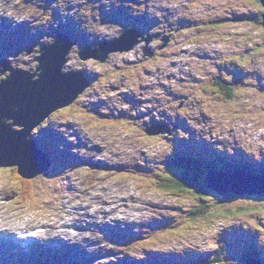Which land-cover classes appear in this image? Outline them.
<instances>
[{"label":"rangeland","instance_id":"obj_1","mask_svg":"<svg viewBox=\"0 0 264 264\" xmlns=\"http://www.w3.org/2000/svg\"><path fill=\"white\" fill-rule=\"evenodd\" d=\"M165 4H160L161 11L163 13L162 15V23L164 20L165 24V17L168 19L167 22H170L171 19H177L179 16L183 14H188L187 12H183V5L187 3V1H192L191 4H188V10L190 11L189 16H186L188 22L191 25H195L202 21L204 15L212 14L214 11H218L220 7H222V12H226L228 10L230 13H234L236 11L239 12V14L243 12H248V15L250 16V19L244 20V24H240L238 22H231V23H223L219 24L218 30H219V40H216L215 43L219 44V41H227V39H230L229 37L233 36L231 39H234L236 41V37L238 38V41L235 43V47L233 51L236 53V56H242V51H245L247 49L253 48L256 52L253 54L251 59L245 64L249 70H252L255 72L254 79L260 78L259 80H255V85H250L251 88H255L258 90L257 93H254L252 97L254 98L253 103H250V100H244L243 105L239 106L237 103V98L240 95H243L245 93V90H237V93H230L233 95L232 99L230 101H224L225 104L228 105L230 110H234V113L239 114V109L242 113L246 116L244 120L238 121L236 125H239L235 129V134L238 137H241L243 134V129H246V126L249 122H252L253 125L250 128V135H246V145L254 147L252 150H254V154H258L259 151L264 148V94L260 93L261 91L264 92V28L260 25L261 22V16L257 22H254V17L251 15H256L259 13V15L264 11L263 6H259L255 0H245L247 1L250 6L247 7L245 5H241L242 0H161ZM194 4L195 7H192ZM247 8L243 9L241 8ZM166 11H164V9ZM192 7V8H191ZM236 7H239L238 9ZM133 13H136V6L131 7ZM90 9L88 7L85 11V14H88L87 11ZM92 9H94L92 7ZM250 10V12H249ZM113 15L112 13H110ZM238 15V13H235ZM89 15V14H88ZM228 15V14H223ZM115 16H119L124 18V15L116 13ZM241 16V15H239ZM240 20V19H239ZM237 20V21H239ZM117 22V23H116ZM117 25L109 26L108 24L104 22H100V26L97 28L98 22H94L92 26H84V28L90 33L93 37L98 38H106L110 37V39L113 38V34L118 30L121 29L123 26L119 25V21H116ZM146 23V22H145ZM142 23V26L144 29L147 28L148 23ZM58 24V23H57ZM129 30H131L133 33H137L135 30L142 31L143 29H137L134 27V25H127L125 24ZM216 25V24H215ZM79 26L82 28L79 24ZM212 25H209L208 27H211ZM201 29V27H199ZM196 27L197 30H200ZM209 29V30H208ZM208 29H202L201 33H196L195 37L193 38V41H199L197 38H202L204 35L205 37L208 36L207 33H214L213 28ZM108 31V32H107ZM103 32V33H102ZM107 32V34H106ZM254 36V41L250 42V36ZM181 36V32L178 34ZM183 35L188 36L189 32L185 30L183 32ZM168 37L166 41L163 39L165 37ZM169 35L163 34L160 41H154V43H151V46H155L154 52L149 56L153 57L154 55L157 58V61L155 65L152 67L155 69V74L152 72H147L148 69H152L151 65L148 64L147 67H140L137 69V73L133 72L128 76L126 81L128 84H130V88H123L121 92H127L132 89V93L134 94V97H137L139 93L140 98L144 99V104L141 106H137V109H140L141 111L147 110V108L154 106L156 110L153 112L152 109H148L147 112L144 114L142 119L139 121L138 128H135L128 131V128L126 126L128 125L127 121L120 120L117 122H111L109 123V126L105 128V132L103 137L108 136L110 134H116V139H113L112 145L113 146H119L118 144H121L122 140L128 144L132 138H138L141 136V131L139 129L143 128V124L146 125L150 124L149 119H152V115L154 114V119L156 121H161V118L169 119V120H175L178 118L176 115V110L178 109L179 113L182 112L183 117L188 119L189 121L192 120V117L196 116L202 119V116H209L207 114V111L214 110L213 113L216 112L217 116H223V114L217 113L224 112V109L219 110L220 106H205L203 103H200L199 99H208L210 104L214 103L213 99H217L219 101H222L220 99L221 97L217 95L216 93H210L208 90H206L205 95L202 93L200 89H192L193 82L192 78L193 76L191 74H187L184 69H182L181 60L177 59L174 55L175 46L171 44V38L169 39ZM201 43V45H200ZM200 43L196 44L199 46L198 49H201L202 54L195 52L199 57L198 60H202L205 50L204 47H207V42L203 39L200 40ZM227 43V42H226ZM225 43V44H226ZM72 45H75L72 44ZM143 45V44H142ZM189 46V44L187 45ZM220 49V55H222L221 59L224 56H227V52L229 49L222 46L220 43L219 46H217ZM186 50L187 47H184ZM192 49V48H191ZM183 50V49H181ZM180 50V51H181ZM197 50V49H195ZM148 55L144 51V48H142L140 45H138L136 52L133 53V51L129 54L130 58L129 60H134L139 55ZM192 54L191 52L188 54ZM36 53H32L28 56H26V60L29 62V64H18L19 66H28L35 68L36 61L34 60ZM180 55L183 56V54L180 52ZM74 61H71V67L75 68H83L84 67V61H80L77 56V46L73 49V55L72 58ZM122 56L119 54H116L112 56L110 59L109 64H107V68L100 71V77L106 76L108 82L111 83H117L116 80H112L109 75L113 70L114 67H121L116 64L117 61L121 60ZM137 60V66H141V64L138 63ZM122 61V60H121ZM195 62L197 64H195ZM241 63V64H240ZM240 63L238 64L240 68L243 67L244 61L241 59ZM184 65V64H183ZM203 65L202 61H192V66L195 67L196 74L199 68ZM225 71H232V67H223ZM16 70V69H14ZM66 69H63L65 71ZM222 69L219 68V73L222 75ZM184 71V72H183ZM110 72V73H109ZM205 69H203L202 75L206 76ZM146 73V74H144ZM153 73V75H151ZM243 75L247 76L248 72L246 70L243 71ZM227 77H232L229 73L226 74ZM16 78H21L20 76L16 75ZM206 81L203 80L201 83L197 84V81H195L194 86L199 85H205ZM247 83V81L242 80V85ZM222 84V82L220 83ZM158 85H162L164 87L163 89L160 88H154ZM238 85L234 88L237 89L238 87L242 86ZM99 86H95V89H98ZM184 89V90H183ZM195 90V95L198 97L195 100L196 108L192 109V105L185 106L182 104L183 102H180V95L181 91H184L183 93L189 94ZM225 91V89L223 88ZM260 90V92H259ZM230 92V91H228ZM232 92V91H231ZM260 93V95L258 94ZM96 96L105 95L104 88L102 87L100 91H95L94 93ZM213 94L210 98L209 96ZM262 94V95H261ZM109 96H104L105 102L102 107L100 108V111L102 113L109 110L108 106L111 104L110 101H115V94L111 93ZM259 95V96H258ZM94 97V96H93ZM128 100H133L130 97H127ZM163 99L166 103H168V108L171 110L170 113H162L159 114L160 109H163L162 103ZM77 99L75 100V102ZM137 100L134 99L133 102H136ZM169 101V102H168ZM173 103L172 105L170 103ZM75 103H72L70 106L66 108L59 109L58 111L61 112H68L72 106ZM101 102L98 101L97 98H86V95L79 100L76 103V107L69 113L71 116L69 117H62V120L65 123H68L71 121L73 125H81L80 119H85V122L83 123V126L87 129H90L91 133H93L95 136L98 134V130L91 128L92 123L89 121L92 117H86L84 118L82 115V112L89 111L91 113L96 112V108H93L94 106L100 107ZM221 103L217 102V105ZM239 106V107H238ZM239 108V109H238ZM119 110H128V105H121L119 106ZM60 114V113H57ZM86 116H92L90 113H86ZM132 116L136 115V111L131 112ZM148 116V117H147ZM49 122L52 126L53 120L55 117L53 115L49 116ZM147 117V118H146ZM213 116L208 117L205 120H196L192 121V126L194 125V130H204V133L206 134L208 131L212 136H215V132H220L218 128H220V125L217 124L216 127H214L213 123H209V121L212 120ZM146 119V121H144ZM222 118H220L221 120ZM219 121V120H218ZM216 120V123L218 122ZM154 122V121H152ZM151 122V123H152ZM59 124V122H57ZM177 123V129L180 131V127L183 126L181 122ZM208 123V125H206ZM62 126L63 124H59ZM56 129L57 127L54 126ZM255 127L257 130H255ZM83 127L80 126V130L82 131ZM146 129V127L144 128ZM186 132H182L181 134L183 136L189 137L191 134L187 133L189 132V128L185 129ZM254 131H258L257 133ZM144 135L146 136L145 131H143ZM256 133V134H255ZM262 135V136H261ZM68 135L67 133L62 137L63 143H59V146L54 149V152H62L64 146L70 145L68 142ZM83 137V136H82ZM131 137V139H129ZM150 141H143L142 144H144L145 147H140L131 145L128 147V145H124L123 147H126V151L119 152L116 151V153H112L111 156H108L110 160H104L105 155L107 153V149H105L103 152L99 153L97 156H95V159L99 161L105 162V164L110 163L112 160H119L121 155L125 153V155H128L130 158H134V162L131 158V161L133 162L131 164L130 161V169L134 168H140L142 166H155L153 169L154 173H160L163 172L162 165L160 164L161 157H165V155L162 154H156L152 151H155L156 153L163 151L170 155L172 151V147L174 145L173 138H161L157 141L156 138L153 137H147ZM178 138H182L178 135ZM216 140L220 141L216 138ZM55 147V146H54ZM77 147V146H76ZM51 151L52 148H50ZM152 150V151H151ZM72 151V150H71ZM74 153H78L82 156L84 153L83 149L80 148L78 150L73 151ZM69 155H72V153L68 152ZM234 156L236 155L235 152L232 153ZM173 155V154H172ZM171 155V157H172ZM140 158V159H139ZM82 160L85 159L84 156L81 157ZM139 159V160H138ZM138 160V162H136ZM34 161L36 164L39 160H36L34 158ZM70 160H66L65 162H69ZM64 162V163H65ZM136 162V164H134ZM63 164V163H62ZM61 164V165H62ZM83 164V163H81ZM84 165V164H83ZM77 168H80V165H76ZM58 169L62 181H58L55 170ZM167 170V169H166ZM50 171H52L50 169ZM168 171V170H167ZM49 178H42L41 176L34 179V191L33 195L34 199L30 198L29 202L31 204H24V203H18V208L16 212L18 213L20 211V206L24 209H22V213L16 214L12 213L14 208L17 207L15 204V201H2L1 212L0 214L3 215L2 217H7L5 221L9 223L10 225H22L24 222H28V225L31 226H38V225H44L43 223L49 221L48 213H53L54 211L58 210L59 208L67 210V214L69 215V212L72 213L75 221L80 222L83 220L84 223L90 222V229H80L81 234L76 237L74 241L77 245L70 244L69 247H72L73 249L69 250L71 251V260L69 264H99L104 263L108 257L112 255H106L101 256L98 258H94L93 261H91V258L89 256L85 258L75 259L73 257L74 250L76 252H79L83 247L87 248L90 253H101L108 250L107 245H90L91 242L97 241V233L101 234L100 231H92L94 228H98L96 225L97 223H107L109 219L106 221H102L100 218H92L88 220L87 218L83 219V216L86 212V209H89L92 213H95L94 205L92 204L91 198H95L96 192L89 191L86 192V195H83L80 193L83 188H90L93 186L95 190L101 192L102 194L105 193L106 197L101 198L103 201H108V197L114 198V203L108 207H106L105 213L109 212L113 218L116 217H123L126 220H129V225L131 222L136 221L137 223H140V221L143 223V221L146 220V218H149L152 215V207L151 203H153L155 206H165L166 209H162L163 213H166L165 219L162 221V223L158 226H163V229L158 230L156 234L152 236H148L147 238L143 239V241H149L143 244L142 240L140 243L143 244V247H147V250H160V251H169V256L173 258H179L183 257V255L186 257V259H192V257L189 255V253H194L195 255L198 253H209L210 256L216 254L217 248H219L220 243L223 242L222 247L219 248V251L221 252L220 259L217 262H205L200 261L199 259L201 256H196L193 260L194 263H200V264H237L236 261L240 260L243 264V256L248 251V242H251L253 240V237L255 238L254 244L257 245L261 250H264V200L260 201L262 202V207L258 206L256 203L252 202V200L249 197H230L227 198L224 195L212 192L209 193L208 196L203 198H198L194 195V193H190L186 191H175V190H168V192H152L150 189V186L153 183V180L150 181H144L140 176H132L135 179H139L140 182H137L136 180H133L132 178L127 177L125 182H122L120 178L122 176L121 173H113L110 172V168H108L109 174L105 175L102 172L99 175H96V181L91 182V176L89 170H85L84 168L77 171V169L74 167V164L69 163L64 165L61 169L55 168ZM92 175V174H91ZM120 175V177H118ZM151 175V173H150ZM14 181L17 183V179L15 176ZM6 181H2L0 179V195H4L3 192V186ZM12 184V183H11ZM141 185V186H138ZM67 186V190L65 193H60L58 191L60 186ZM12 186H14L12 184ZM15 187V186H14ZM80 194V195H79ZM79 195V196H78ZM60 196L59 198H57ZM78 196V198H75ZM118 199L120 201L118 202ZM67 201H70V203ZM96 204H100V201H95ZM198 204V205H197ZM120 206V210H124V213L121 215H115L114 210L111 209V207ZM195 206V207H194ZM203 206V207H202ZM80 207H84L83 209H80ZM197 211L196 213L200 212V210L209 209L207 214L205 216H200L197 218H192L193 214H195L194 209ZM113 211V212H112ZM47 212V214H45ZM205 213V212H204ZM203 213V214H204ZM202 214V215H203ZM11 215H15L12 217ZM115 215V216H114ZM71 216V214H70ZM69 218H66L64 221H67ZM244 223V224H243ZM64 225V223H63ZM243 225V226H242ZM15 226V225H14ZM27 225H23L20 227H26ZM121 228L125 229V225H119ZM242 226V228H241ZM157 227V228H158ZM138 228H146L145 226L137 227ZM156 228V230H157ZM155 230V231H156ZM104 235V238L106 239L109 237V241H111L115 236L111 234V236H107V231L105 229L102 230ZM61 229L55 228L47 234H43V238L45 236L52 237L54 233H60ZM235 235L237 237L235 238ZM84 240H87L88 243H85ZM150 243V244H149ZM87 244V245H86ZM148 244V245H147ZM142 247V249L136 244V247L133 248L130 254H128L129 257H131L132 260L136 259H142L143 254L145 253L143 250H145ZM104 250H101V249ZM174 251L181 250L180 256H177V254ZM182 251L184 253H182ZM190 251V252H189ZM183 254V255H182ZM206 255V256H209ZM149 254L147 252V259L149 258ZM181 263V262H180ZM187 263V262H186ZM183 264V263H181Z\"/></svg>","mask_w":264,"mask_h":264},{"label":"bare ground","instance_id":"obj_2","mask_svg":"<svg viewBox=\"0 0 264 264\" xmlns=\"http://www.w3.org/2000/svg\"><path fill=\"white\" fill-rule=\"evenodd\" d=\"M32 1L33 0H27V2L28 3H32ZM109 2L110 1H112V0H108ZM94 2V0H66L65 1V8L67 9V10H69V11H71V10H74L75 9V13H74V15H73V17H75V18H77V21H78V23L81 25V26H92L93 25V23L96 21V22H98V26H97V28L100 26V21L98 20V19H96V18H92V19H89L90 18V15H88V14H85V11H86V9L88 8V7H90V9H92V7H93V3ZM125 2H127V3H129V5H130V7H133V6H136V10H135V12H136V15L137 16H139L140 14V11H141V9H142V5H145L147 2H148V0H125ZM36 6H37V8H39L40 10H43V9H46V5H45V1L44 0H39L37 3H36ZM255 16V15H254ZM43 19H45L42 15H40L38 18H34L33 20H31L30 21V24L33 26V28L35 29V30H38L39 29V27L40 26H43V25H47V24H50V22L52 21V19L51 18H46V21H45V23H43V24H41L42 23V20ZM151 19V18H150ZM141 35V33H139V36ZM113 39V38H112ZM186 43H193V44H196L194 41H192V40H188ZM78 43H75V45H77ZM251 49V48H250ZM78 51V50H77ZM253 51H254V49H253ZM39 52V49H34V50H31V51H25V50H23V51H19L18 53H15V54H10L9 55V58H10V60H11V62L13 63V65L14 66H16L15 67V69H21L22 68V66H19L18 64H20L21 65V63L22 64H29V62L25 59L26 58V56H28V55H30V54H32V53H38ZM193 52H195V51H192L191 53H193ZM251 54V51H249V52H243L242 53V56H249ZM116 55V54H115ZM114 56V55H113ZM217 59H221V57H222V55H220V52H218L217 54H216V56H215ZM112 58V57H111ZM110 58V59H111ZM78 59L80 60V61H83V60H81L79 57H78ZM110 59L107 61V63H106V65L107 64H109V62H110ZM210 59L211 58H204L203 60H202V62L203 61H210ZM34 60H35V57H34ZM36 61V60H35ZM71 61H74L73 59H71ZM144 61H146V58L144 57V56H141V57H139V60H138V63L139 64H141V66L143 65V63H144ZM35 67H36V65H35ZM24 68H29L28 66H24ZM122 68L121 67H114L113 68V70H112V72L110 73V74H107V75H109L110 76V78H113L116 74H115V71H117V70H121ZM155 70V69H154ZM205 71L206 72H204V73H206V76H201L200 78H198V79H195V80H193L192 79V82H194L195 83V81H197V84H199V83H201L203 80H205L206 81V83H209L210 84V82L214 79V78H212V77H217L216 79H219V77L220 78H222V76L220 75V73H219V70L218 71H213L211 68H210V66L208 65V67H205ZM150 72H152V70L151 71H149V73ZM154 72V71H153ZM6 72L5 71H2V70H0V77H2L4 74H5ZM155 74H157L156 73V71L154 72ZM144 74H146V73H144ZM151 75H153V73L151 74ZM126 77H123V78H121V79H119L118 81H117V83H111V82H108V80H106V83L103 85V88H104V93H105V95H107V93H109V92H111V91H117L120 87H122V86H124V87H126V86H128V82L126 81ZM205 83V84H206ZM211 85V84H210ZM154 88H160V89H163L164 87H162V85H158L157 87H154ZM211 93V92H210ZM217 95H219V94H217ZM220 96V95H219ZM127 97H130V98H132L133 100L135 99V97H134V94L131 92V93H128V94H118V95H116L115 96V102H117V103H131V107H132V109L133 108H135V103L133 102V100H128L127 99ZM11 100H13V98H10V100H9V102L11 101ZM206 100H208V99H206ZM169 102V101H168ZM15 106H16V103L15 102H13L12 103V108L15 110ZM93 108H96V110L99 108V107H96V106H94ZM89 112V111H88ZM94 113H96V114H99L98 113V111H96V112H94ZM159 114L161 115V112H159ZM106 117H108V119H110V118H112V119H118V118H120V117H127V114L126 113H120V112H118L117 111V109H116V107L115 106H112V107H109V110L107 111V113H106V115H105ZM144 115H139V116H137V117H135V118H133V120H132V122H131V124H133V125H136V126H138V124H139V121L142 119V117H143ZM0 117H1V119H2V114H1V111H0ZM94 120H95V123H100L102 120H101V116H98V118H93ZM163 118H161V122L159 123V124H156L155 122H152L153 120L152 119H149V121H150V124L149 125H146V126H160V127H162V126H164L165 125V123H164V120H162ZM152 122V123H151ZM5 123H6V118L4 119V120H2L1 122H0V129H3V130H5ZM166 127V126H165ZM142 130V133H141V136L140 137H138V138H129V139H131L130 140V142H128V144H126L125 142H123V145H122V147H121V149H119V152H121V151H123V152H125L126 151V147H123L124 145H128V147L129 146H133V145H135V146H139L140 145V147H145L144 146V144H142L143 143V141H150L145 135H144V133H143V131H145V129H144V127L141 129ZM171 132H172V130L167 126L166 127V129L165 130H163V131H161L160 133H158L157 135H159V134H162V135H170L171 134ZM167 133V134H166ZM72 134V133H71ZM8 136L9 137H11V135H10V133H8ZM113 136H114V138H116V134H113ZM86 140L87 139H85V137L83 136V137H80L79 138V141L77 142V143H74V147H79V148H82V149H86V151H87V153H88V155L87 156H84L85 157V160L87 161V164L86 165H88V166H90L89 168L92 170V172L93 173H97V170L98 169H101L102 167H100V166H102V165H106L107 167H104L105 169H107L108 170V168H110V172H112V171H114V170H116V171H119V172H123L124 174L126 173V174H129L131 177L132 176H135V177H137V176H140V178H142L144 181H150V180H153V183L156 185V184H158V183H161L162 182V180H161V178L163 179V177H164V175L163 174H160V173H154L153 172V169H154V167L155 166H151V165H148V166H144V168H137V169H134V168H131L132 170H129L130 169V166H131V164L134 162V158H132V160H133V162L131 161V158L128 156V155H125L126 156V159L124 160V161H121V162H119V163H116V164H105V162H103V161H99V160H96L95 159V155L96 154H99V153H101V152H103L105 149H107V152H109V145L104 141V140H101L100 141V148H96V147H94V146H92V145H89L88 143H86ZM59 143L60 142H58L56 145H55V147H53L52 148V150L54 151V149L56 148V147H58L59 146ZM12 144V146L15 148V146L16 147H19V145L20 144H23V141H16L15 143H11ZM48 151H50L51 152V150L50 149H48ZM60 152V151H59ZM92 152H96V154L94 155V156H90V154L92 153ZM153 153H155V155H153L154 157H156V154H162V155H165V157H161V159H160V164L162 165L163 163H164V161L169 157V155L168 154H166L165 152H164V150L163 151H160V152H158V153H156L155 151H153ZM123 154H125V153H123ZM64 155V154H63ZM140 159V158H139ZM138 159V160H139ZM131 161V164H130V161ZM138 160L136 161V162H138ZM136 162L134 163V164H136ZM55 169V168H54ZM55 174H56V177H57V180L58 181H62V177H61V175H60V173H59V171H58V169H56L55 171ZM150 173H151V175H150ZM139 178V179H140ZM139 179H135L134 178V180H136L137 182H140V180ZM96 181V178H91V182H95ZM154 184H152V185H154ZM152 185L150 186V188L152 187ZM67 186L68 185H65V186H62L61 187V189L59 190V191H61V192H63V193H65L66 192V188H67ZM138 186H141V185H139L138 184ZM11 187H9L8 185L5 187V190H9ZM11 190H12V194H11V196H10V199H9V201H11V200H17L18 202H20L19 200H24L25 198H24V193L22 192V191H18V190H16V189H12L11 188ZM152 192H156V191H152ZM97 198H102V197H104L103 195H98V196H96ZM109 199H110V202L112 203V202H114V198L113 197H109ZM95 203H97V202H94V204ZM106 204H108L107 202H106ZM95 205H97V204H95ZM98 206H99V204H98ZM151 207H152V210H153V212H152V215H154V213H158L159 211H161L163 208L164 209H166L165 208V206L163 207V206H155L153 203H151ZM84 207H80V209H83ZM114 210V212L113 213H115V215H121L122 216V214L124 213V210H120L119 208H115V209H113ZM85 215V214H84ZM110 213L109 212H107V213H105V212H102V211H100V208H98V209H96L95 210V213L93 214V215H90V217H92V218H100L103 222L104 221H106L107 219H109L110 218ZM5 219H7V218H5ZM111 219H120L121 220V217H116V218H111ZM165 219V218H164ZM164 219H161V220H159L158 222H153L154 224H157V223H162V221L164 220ZM97 226H98V228L96 229V228H94V229H92V231H97V232H99L100 231V233L101 234H103V229H108V227L106 226V224L105 223H97L96 224ZM151 225V224H150ZM84 226V224H82V226L81 227H83ZM136 226L137 227H140L138 224H136ZM19 227V229L20 230H22L23 229V227H20V226H18ZM79 227V225L78 224H70V225H68L67 227H63L62 229H61V232L62 233H67V234H71L72 232H73V229H77L74 233H73V235H72V240H75L76 239V237L77 236H79L80 234H81V232H80V229L78 228ZM88 229H90V227L88 226ZM0 230H6L5 228H0ZM120 232H123V231H120ZM137 233L138 232H134V235H137ZM38 238H40V236H41V234H37L36 235ZM140 237H142V236H140ZM66 241V240H65ZM85 241V243H88V241L87 240H84ZM103 241V238L102 237H97V241H93V242H91V244L90 245H101V242ZM67 242V241H66ZM71 242H74V241H71ZM133 243H136L137 244V242H135V240H133V241H131L130 243H128V244H125V245H131V244H133ZM127 247V246H126ZM86 251H89L87 248H85V247H83ZM22 249H24V248H22ZM101 250H104L103 248L101 249ZM190 252V251H189ZM189 255H192V253H189ZM201 256L202 257V253H198L197 252V254L195 255V257L196 256ZM195 257H194V259H195ZM193 259V260H194ZM201 259V258H200ZM200 259H199V262H200ZM181 260V259H180Z\"/></svg>","mask_w":264,"mask_h":264},{"label":"water","instance_id":"obj_3","mask_svg":"<svg viewBox=\"0 0 264 264\" xmlns=\"http://www.w3.org/2000/svg\"><path fill=\"white\" fill-rule=\"evenodd\" d=\"M262 5L264 7V0H261ZM261 26L264 27V12L262 14V23ZM135 44V41L128 37L123 36L121 40L113 41L107 44L106 52L110 51H126L131 49ZM119 45L118 47L112 48L111 46ZM56 67V66H55ZM52 69L51 65H44L43 72L39 75L40 78L37 80V87L32 89V92H36L35 96L31 97L33 103L25 107L26 118L22 117L19 123L24 122L25 126H30L33 123H36L40 118L42 119L47 112L54 110L57 107L62 105H66L71 102L76 94H80L88 85L87 82L85 83H76V82H69L64 84L63 86L58 84H52L48 89H44L41 86V81L43 77L46 75L47 71ZM69 92L65 97H62L61 90ZM42 100L45 101V105H42ZM55 100H59L57 103L53 104ZM60 100H63L62 102ZM38 106V107H37ZM16 110V108H15ZM12 108V102H9L7 95L4 92H1L0 95V111L2 114V119L0 117V122L5 118H11L10 113L15 111ZM22 116V115H20ZM29 129L26 128L21 134L24 135L27 133ZM10 133V129L3 130L0 129V166H7V165H15L17 167L18 173L25 177V178H32L35 177L37 174H40L41 171H36L35 169L31 168V165L28 163L30 160L23 157H10L13 155L12 144L17 141L18 134H10L11 137L8 136ZM23 137V136H22ZM9 156V163L2 160L4 157ZM237 175V174H235ZM243 175H237V177H241ZM241 183L232 184L228 186H216L210 181L206 180L204 183L206 187L215 189L218 192H231L235 195H242V194H252V193H264V177L257 178L255 180L249 178H243ZM253 181V182H252Z\"/></svg>","mask_w":264,"mask_h":264},{"label":"trees","instance_id":"obj_4","mask_svg":"<svg viewBox=\"0 0 264 264\" xmlns=\"http://www.w3.org/2000/svg\"><path fill=\"white\" fill-rule=\"evenodd\" d=\"M258 16V15H257ZM254 18H258V17H254ZM197 28L199 27H204V23H197L196 24ZM200 29V28H199ZM205 37V35L203 36ZM194 70V68L191 69V72ZM232 73V71H231ZM235 74V72H233ZM218 79L214 78L210 84H211V88L215 89L216 86L215 84L217 83ZM204 86V85H202ZM204 89H206V87H203ZM198 98L196 95H191L190 96V102H195V99ZM232 122V121H231ZM226 124H224L223 126H225ZM222 126V127H223ZM255 130H257V128L255 127ZM256 132V131H254ZM238 165H236V169L240 170V171H244V169H241L239 167H237ZM247 169V166H246ZM187 171L191 172L193 171V169L191 168H186ZM198 172V171H196ZM196 172L192 173V174H186V173H180V174H172V177L167 176L166 178L163 177V179L161 178L162 182L158 183L157 185L159 186L160 184H163L162 187H156L155 185V189L157 188H162L163 191L166 190H175L178 192L181 191H186L190 192V193H194L195 196H197L198 198H203L208 196L207 191L208 189L206 187H204L202 185V182L200 181L199 177V173L197 174ZM14 174L16 175V177L20 178V189L21 191L24 193L25 198H27V200L33 196V183L30 180H23L21 177H19L15 172ZM123 177V174H120ZM120 175L118 177H120ZM154 189V190H155ZM252 200V202L256 203L258 206L262 207L263 205H261L262 202H260L261 200H264V195L263 194H257L255 196V198H250ZM198 205V204H197ZM195 207V206H194ZM193 207V209H194ZM203 207V206H202ZM195 214H193L192 218H197L200 216H205V214H207L208 209H203L200 210V212L196 213L197 211L194 209ZM205 212V213H204ZM204 213V214H203ZM203 214V215H202ZM223 242L220 243V247H222ZM219 248H217V250H219ZM209 255V253L204 252L202 253V257L200 259V261H205V262H217L219 260V258L216 256V254L212 255V256H206ZM113 264V263H112Z\"/></svg>","mask_w":264,"mask_h":264},{"label":"flooded vegetation","instance_id":"obj_5","mask_svg":"<svg viewBox=\"0 0 264 264\" xmlns=\"http://www.w3.org/2000/svg\"><path fill=\"white\" fill-rule=\"evenodd\" d=\"M192 1H187L186 4L183 5V10L184 11H187L188 10V4H191ZM164 9V7H163ZM164 11H166L164 9ZM151 13L154 14V15H158V16H162L163 13L161 11V6L160 5H152V8H151ZM254 17V15H251ZM240 16L239 15H236L235 13H229L228 15H223L221 13H219L218 11H214L212 14H207V17H204L202 19V21H200L199 23H204V27H202L200 30H197L196 29V24L195 25H191L187 20H183L181 22H179V25H175L174 23L170 22L167 27H166V31L168 32V35L171 37V40L172 42H175V44L177 46L181 45L182 43H186L188 40H192L193 41V38L195 37V34L196 33H201V30L202 29H208V28H213V26L211 27H208L209 25H213V24H216L217 22H219V24H223V23H231V22H236L235 20L237 18H239ZM182 18H187L186 16H183V17H180L178 19H182ZM151 19H154L156 20L155 22V26L157 27V29H161L162 26L160 25L161 24V21H159L156 16H153L151 17ZM184 30H187L189 32V35L188 36H183V32ZM179 32H181V36H179ZM208 36L206 38L209 39V41L211 42V45L212 46H216L218 45V43H215L216 40H218V38L215 36L214 33H207ZM160 35L161 33H157V34H154L153 35V38L155 39H159L160 38ZM205 38V40H206ZM196 44L200 43V41H194ZM250 51L252 52L253 51V48L250 49ZM218 52H216L217 54ZM175 56H182L180 55L179 53H174ZM190 55H193V56H196L197 59H195L196 61H202L204 58H211L210 59V63L215 65V62L213 61L214 58L216 57H210L208 54H206V52H204V57L202 60H198V55L193 52L192 54ZM205 69V68H204ZM212 78H217V77H212ZM195 80V79H193ZM207 118L208 120V116H202V120H205ZM161 138H168V139H171L173 138L172 136V132L170 135H162V134H159L157 135L156 137V140H159Z\"/></svg>","mask_w":264,"mask_h":264},{"label":"clouds","instance_id":"obj_6","mask_svg":"<svg viewBox=\"0 0 264 264\" xmlns=\"http://www.w3.org/2000/svg\"><path fill=\"white\" fill-rule=\"evenodd\" d=\"M67 79V78H66ZM50 80V82H52L53 80H54V78H50L49 79ZM70 81L67 79V82L64 80V78L63 77H61V78H59V80H58V85H61V86H63L64 84H66V83H69ZM63 90V89H62ZM69 92H66L65 91V93L64 94H62V97H65L67 94H68ZM59 100H55L54 102H53V104H55V103H57ZM102 106H100L98 109L100 110V108H101ZM108 111V110H107ZM107 111L106 112H104V113H102L101 111V115H106V113H107ZM70 113V112H69ZM69 113L68 114H66V115H69ZM70 116V115H69Z\"/></svg>","mask_w":264,"mask_h":264}]
</instances>
